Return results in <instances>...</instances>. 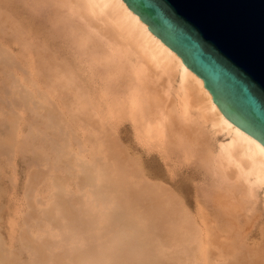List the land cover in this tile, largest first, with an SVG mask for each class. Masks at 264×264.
<instances>
[{
  "label": "bare ground",
  "instance_id": "obj_1",
  "mask_svg": "<svg viewBox=\"0 0 264 264\" xmlns=\"http://www.w3.org/2000/svg\"><path fill=\"white\" fill-rule=\"evenodd\" d=\"M27 1L0 0V45L6 48H0V59L4 57L0 61L6 59L4 64L8 66L13 62L11 68L17 61L15 65L21 72L12 70L8 76L12 79L10 85L20 95L19 99L14 96L13 99L27 109V103L36 101L37 106L32 103L35 110L44 108L46 115L49 110L48 116L43 117L54 116L50 124L55 122L54 131L58 128L55 135L57 131L60 133L61 142L55 135L50 138L61 145H57L58 151H65L67 160H71L69 163L66 158L61 159L64 164L69 163L61 169L50 162L48 173L42 169L37 174L38 166L36 173L32 169L34 174H26L21 195L18 157L24 159L32 146L30 134L38 127L31 125L33 121L28 125V129L32 126L29 133H25L23 122L28 116L21 111L24 107L14 104L12 99L18 107L6 102L13 110L6 116L0 115L1 122L9 123V128L0 123L6 130L0 127V183L4 169L9 170L5 177L8 185L0 184V264H260L258 240L255 242L241 228L243 216H238L241 223L236 222L238 218L233 215L238 214L237 210L232 211L234 203L227 196L238 193L255 203L259 195L264 197V145L222 113L204 81L124 0H65L61 6L69 11L53 15L49 22L56 18L61 21L52 33L46 26L43 31L26 27ZM31 29L35 32L33 36ZM2 49L7 51L9 62ZM22 97L26 103L20 100ZM32 109L30 116H34ZM55 109L60 110L57 113ZM50 124L46 128H53ZM192 127L199 138L205 139L203 144L193 134L190 136L194 139L187 136V132H195ZM126 131H130V140ZM131 147L146 157L155 154L171 172L197 158L199 167L207 172L204 195L217 193L214 197L217 203L212 201L214 206L221 204L223 195L228 201L223 205L227 204L229 210L230 204L231 211L225 213L223 208L217 223L211 225L207 216L213 213L209 215L210 211L206 213L202 207L209 206L208 202L193 213L183 200L177 202L179 198L171 190L163 186L162 189L161 184L150 183L151 187L155 185L154 191L148 189L151 193L147 190L151 197L144 196V188L149 185L143 181H139L143 185L141 191L133 190L128 174L134 172L137 178L143 177L137 171L143 167L130 155ZM52 149L51 146L50 151L57 152L55 147ZM57 155L55 162L62 154ZM35 163L34 168L41 165ZM163 193L166 195L162 196ZM218 197L222 198L220 202ZM144 198H148L146 206L155 203L154 212L148 211L154 204L146 207L145 203H139ZM235 200L238 206V198ZM245 200L241 201L250 207ZM138 204L143 207L139 209ZM6 205L11 212L5 231L1 212ZM176 205L182 208L180 212ZM220 208L218 211L222 212ZM172 210L179 215L172 214ZM170 211L174 221L179 219L177 225L172 223ZM215 217H211L214 222ZM123 237L125 242L115 251L114 244Z\"/></svg>",
  "mask_w": 264,
  "mask_h": 264
},
{
  "label": "water",
  "instance_id": "obj_2",
  "mask_svg": "<svg viewBox=\"0 0 264 264\" xmlns=\"http://www.w3.org/2000/svg\"><path fill=\"white\" fill-rule=\"evenodd\" d=\"M264 145V0H124Z\"/></svg>",
  "mask_w": 264,
  "mask_h": 264
},
{
  "label": "rangeland",
  "instance_id": "obj_3",
  "mask_svg": "<svg viewBox=\"0 0 264 264\" xmlns=\"http://www.w3.org/2000/svg\"><path fill=\"white\" fill-rule=\"evenodd\" d=\"M63 3H65V0H29V1H27V5H25V9H24V12H25V10L27 11V12H25L26 13V16H27V19L25 20V24H26V27L27 28H31L30 26H33L32 28L34 29V31H35V29L36 30H42L43 31V26H46V29H47V31H49V27H50V31H49V33H52L53 31H54V29H55V27H57V25H59V22L61 21V18H56L55 20H53V22H49L51 19H52V17H53V15L54 14H56V12L57 11H59L61 14H67L68 13V11H69V9H68V7H66V6H61ZM62 16V15H61ZM36 21V22H35ZM30 23H32L31 25H29ZM27 25H29V26H27ZM33 29H31L30 30V33H31V36H33V34H35V32H33ZM32 31V32H31ZM9 43V45H12L11 44V42H8ZM0 46H2V47H0V48H4V49H6L2 44L0 45ZM9 47H11V46H9ZM15 48H16V50L18 49L17 48V46H15ZM4 49H2L3 51H5V53L7 54V51L6 50H4ZM1 50V49H0ZM3 54L2 53V55L3 56H5L6 54ZM10 55V54H9ZM8 56V54L6 55V58H8L7 57ZM0 57H1V55H0ZM3 59H4V57H2ZM1 58V59H2ZM0 59V60H1ZM11 60V59H10ZM13 60H15V59H13ZM2 61V60H1ZM0 61V62H1ZM5 61H6V59H5ZM1 62L0 64H2V65H0L1 67H2V69H1V67H0V115L2 114V115H5L6 116V113H8V114H11V112H12V110H13V108L12 107H14V106H16V105H18L19 107H24V108H21V111H23L24 113H25V116L27 117L28 116V118H25V121L23 122V125H24V123L26 122V124H27V126H26V124L23 126V128H24V131H25V133H27L28 131H30V128L32 127H30L29 129H28V125L29 124H31L33 121H35V122H33L31 125H33V126H35L36 128L38 127V129L37 130H35V132L33 131L32 132V134H33V136H32V134H30V138H31V140L29 141L30 143H32V146L30 145L28 148H29V151H27V154H26V156L24 157V159H25V161H24V159H22V157L23 156H19L18 157V166H19V173H20V177H21V182H20V184H19V186H18V190H19V192H21V190H23L20 194L21 195H24V190H25V182H24V186H23V181L25 180V176H26V174H30V172L31 173H33V172H35V169L36 170H38V167H39V170H38V172H37V174L39 173V171H43L44 170V172H47L48 170V168L50 169V162H54L55 163V167L57 166V167H59L60 169L62 168V167H65V165L67 166L70 162V160L68 161L67 159H69V158H66V157H68L65 153H63V152H65V151H63L62 153H61V148H60V152L58 151L59 150V147H61V145H59V144H55L57 141H59L60 140V133L58 134V131H57V136L55 135L56 134V130H58V128L54 131V124H55V122L54 121H52L54 124L52 125V124H50V120L52 119V120H54L53 118H54V116L53 117H50L51 119H48V117L46 118V119H44V117H43V114H45V113H43L44 112V108H43V110L41 109V107L40 108H38L37 107V110H35V105H33V104H35L36 103V101L33 103V101H30L29 103H33L32 104V106H31V104L29 105V103H27L28 105H26L27 107H28V109L27 108H25V106H23L21 103H20V101H19V103H18V101H16L17 99H19V92H17V90L14 88V87H12L10 84H11V82L10 81H12V79H9L8 78V76H9V74L10 73H13L14 71H12V70H17V72H19V70L20 69H18L17 68V66L15 65L16 64V62L17 61H14L15 62V64H14V66H12V68H11V65L13 64V62H12V64H11V62H10V66H8V64H4V63H6V62ZM8 62H9V58H8ZM3 65H5V66H3ZM19 67V66H18ZM11 68V69H10ZM20 68V67H19ZM4 69H6V71H4ZM3 71H4V73H3ZM5 72H6V74H5ZM20 72H21V70H20ZM23 73V72H22ZM12 76V75H11ZM3 79H4V81H3ZM10 80V81H9ZM2 81V82H1ZM8 82H10V83H8ZM5 84V86H7V87H5L4 86V84ZM7 84V85H6ZM1 86H3V87H1ZM11 86V87H10ZM4 88V89H3ZM11 91L10 93H9V90ZM8 90V91H4V90ZM16 90V94L17 95H15L14 93V91ZM4 92H5V94H4ZM8 95V96H7ZM21 95H23V94H21ZM13 96L14 97H16V98H14L13 99ZM24 96V95H23ZM6 97H8V98H6ZM11 99L14 101H12L14 104H16V105H14L12 102H11ZM16 99V100H15ZM20 100H23V102L24 103H26L25 101H26V98L24 97H22V99L20 98ZM10 101V102H9ZM27 101H28V99H27ZM6 102H8V103H12L11 104V106H10V104H9V107H7L8 106V103H6ZM18 103V104H17ZM2 104H6L5 106L4 105H2ZM50 103H46V107H47V105L48 106H50L49 105ZM14 105V106H13ZM21 105V106H20ZM18 106H16V107H18ZM36 106H37V103H36ZM4 107V108H3ZM31 107V108H30ZM42 107H44V106H42ZM52 106H50L49 108H51ZM7 108V109H6ZM8 108H10V109H8ZM35 110H33V109ZM48 108V109H49ZM71 107H65V109L67 110V109H70ZM2 109H4V111L2 110ZM25 109H27V110H25ZM29 109H32V111H33V115L34 116H30V115H32V113L30 114V110ZM38 109H40V110H38ZM52 109V108H51ZM54 109V108H53ZM56 109H58L57 107H56ZM55 109V110H56ZM8 110H10V111H8ZM19 110V109H18ZM25 110V111H24ZM42 110V111H41ZM60 110V109H59ZM58 110V111H59ZM71 110V109H70ZM70 110H68L67 111V113L68 114H70L71 112H70ZM29 111V112H28ZM31 111V112H32ZM37 111V112H36ZM38 111H39V113H38ZM41 111V112H40ZM47 110H46V108H45V112H46ZM51 111V110H50ZM57 111V110H56ZM58 111H57V113H58ZM2 112H5V113H2ZM36 113V114H35ZM27 114V115H26ZM28 114H30V115H28ZM41 115L40 116V118L38 119V115ZM48 114H49V110H48V113H47V115L46 116H48ZM38 117H37V116ZM71 115V114H70ZM30 116V117H29ZM35 117H36V119H35ZM28 119V120H27ZM32 120V121H31ZM49 121V122H47V121ZM36 121H39L38 123L36 122ZM41 121H43L44 123H42ZM46 121V122H45ZM3 122V121H2ZM1 121H0V123L3 125V127L4 128H7V126L9 125V123H7L6 125H5V123L3 122L2 123ZM8 122H9V120H8ZM79 122H80V120H79ZM36 123V124H35ZM41 123V124H40ZM46 123V124H45ZM50 124L51 126H53V131L51 132V128L49 129V128H46V126L48 127L49 125H47V124ZM1 124H0V127L1 128H3L2 126H1ZM11 124V123H10ZM38 124H40V125H38ZM46 125V126H45ZM42 126V127H41ZM177 126H179V125H177L176 124V127ZM1 128H0V130H1ZM3 128V131H6L5 129ZM8 128H9V126H8ZM178 128H180V127H178ZM177 128V129H178ZM192 128L195 130V132L194 131H189V130H192ZM191 129H189L188 131L190 132H187L188 134H187V136L189 135V137H191V139H194L195 138V136H196V140H197V138H199L200 136H197V131H196V129H195V127H192ZM47 129V130H46ZM48 129H49V131L51 132H49L48 131ZM36 131H38V132H36ZM2 132V131H1ZM29 133V132H28ZM44 133V134H43ZM54 133V134H53ZM196 133V134H195ZM51 134L54 136L55 135V139H57V141L54 139L53 140V138H50V136H51ZM191 134H193L192 136L194 137H192V136H190ZM126 136H127V139L128 140H130V136H131V134H130V131H126V134H125ZM2 136V139H3V135H1ZM53 136H51V137H53ZM58 136H59V139H58ZM33 137V138H32ZM34 137H35V139H34ZM42 138V139H41ZM0 139H1V137H0ZM39 139V140H38ZM51 139H52V141H51ZM118 139V138H117ZM116 140V139H115ZM199 142H202L201 144H203L205 141V139L204 138H199ZM49 141H50V144L51 145H49ZM56 141V142H55ZM28 142V143H29ZM54 142V143H53ZM60 142H61V140H60ZM59 142V143H60ZM118 142V141H117ZM53 143V144H52ZM58 143V142H57ZM120 143H118V145H119ZM43 145V146H42ZM39 146V147H38ZM51 146H52V150H54V147H55V150L57 151V152H55V151H50V149H51ZM57 146V147H56ZM121 146V144L119 145V147ZM4 147V146H3ZM34 147H35V149H34ZM36 147H38V148H36ZM50 147V148H49ZM40 148H42L41 150H38V149H40ZM44 148H45V150H44ZM46 149H48V150H46ZM40 152H38V151ZM44 150V151H43ZM2 151H3V149H2ZM35 151V152H34ZM47 151H49L48 153H47ZM129 151H130V155L132 156V157H134L135 158V160H137L139 163H140V165L143 167L142 169H137V171H141V174L138 172V174H140V175H143V177L142 176H139L138 174V178H137V176H135L134 175V172H133V175L130 173V174H128L129 176V178H128V183H130L131 182V184H132V187L131 188H133V190L134 189H140V188H143V187H141V186H143L142 184H141V186H140V183H143L144 182V184L148 187V185H149V187H151L152 186V184H150V183H152L153 182V184H155V183H157V185L158 184H161V185H159L160 187H164V188H166L167 190H171V191H169V192H173L174 194V196L175 195H177V197L179 198V201H177L178 203H180V200L182 201L183 200V204L189 209V210H191V212H196V210H197V208L199 207V206H202L204 203H207V204H209V206H202L203 208H204V210L206 211V213L207 212H209L208 214L210 215L211 213H213V214H211L210 216H207V218H209L208 220L210 221H212L213 219L212 218H214L218 213V215H219V217L217 218V216L215 217V222L214 221H210V224L212 225L213 223H217V221H218V219L220 218V213H224V209H225V213H227L228 211L230 212L231 211V209H232V206L229 204V203H234L233 204V208L234 209H232V211L234 210V211H236V213H238V214H235V212H234V217L236 218H238V216H240L241 218H242V216H243V218H242V223H241V220L238 218V220H240V221H238L237 219V221L236 222H238V224H239V222L241 223L240 224V226H241V228L243 227L244 228V230L246 229L247 230V234L249 235V237L250 238H253L254 240H255V242L257 241V242H259V243H257L256 242V247L259 249L258 251H259V253H258V256H257V258H258V260L260 261V264H264V237H263V233L262 232H264V228H262V226L264 225V203H262L263 201H264V197H262L261 195H259V198H257L256 200V203L254 202V200H252L251 201V199H250V201H249V203H250V207L252 208V209H250V207H248V206H246V207H248L249 209V211L247 210V209H244V207H245V205L247 204L246 202H243V201H241V200H245V198H243V196L241 195V194H239L238 195V193L236 194V195H238V200H237V204H239L238 206L239 207H241V208H239L238 209V206L235 204L236 203V200L235 199H237V198H235L236 196H235V194L233 193V194H228V198H229V201H230V198H231V202H229L228 204H229V206L231 207V208H229V210L228 209H226V208H228V206L227 207H225L226 205H223V202H226L227 201V199L225 200V198L226 197H224L223 195H221L222 197H223V199L224 200H222L221 201V199L222 198H220V197H218V198H220V200L218 201V202H220L221 201V204H216V206H214L215 204H214V202L215 203H217V200L215 201V199H214V197H215V195L217 194V193H213V192H210V193H207L206 195H204V190H203V188L204 187H206V182H207V177H205L206 175H207V172H205V170L202 168V167H199V166H201V164H200V162L198 161V159L197 158H194L192 161H190L189 163H187V165L185 164L184 165V167H182L181 169H179V170H176V171H174V172H171L170 171V169H168L164 164H163V162L158 158V156H156L155 154H153V155H151L150 157H146V156H144L143 154H139L138 152H137V150L134 148V147H131L130 149H129ZM36 155H35V154ZM43 153V154H42ZM46 154V156L45 157H43V155H45ZM62 154V155H64L63 157H62V155H60L61 156V158L59 159V160H57L56 162H55V159L57 158L56 156H58L57 154ZM39 154H42L41 156L39 155ZM49 155V156H48ZM38 156V157H37ZM35 157H37V158H39V159H37L36 161H35ZM47 157H49V158H47ZM50 157L52 158L50 161H49V159H50ZM59 158V157H58ZM66 158V159H65ZM22 159V160H21ZM54 159V160H53ZM61 159H65V161L67 160L68 162H65V164H64V162H61V161H63V160H61ZM195 159H196V161H195ZM33 160H34V162H33ZM40 161V162H39ZM72 161H73V159H72ZM24 162H25V164H24ZM35 162H37V164H41V165H36V167L37 168H34L33 167V165L34 164H36ZM68 163V164H67ZM73 163V162H72ZM60 164H61V167H60ZM44 165V166H43ZM197 165V166H196ZM56 167V168H57ZM30 168V169H29ZM40 168H41V170H40ZM47 168V169H46ZM58 168V169H59ZM32 169H33V172H32ZM43 169V170H42ZM45 169H46V171H45ZM203 169V170H202ZM7 170V171H6ZM26 170V171H25ZM28 170V171H27ZM136 171V172H137ZM27 172V173H26ZM35 172V173H36ZM55 172H58V171H55ZM5 173H6V175H5ZM8 173H9V170L8 169H4V175H2V177H1V179H2V182L0 183V184H2V183H4V184H6V185H8L7 183L9 182L8 180H6L7 178H5L7 175H8ZM48 173V172H47ZM46 173V174H47ZM24 174V175H23ZM34 174V173H33ZM46 174L44 175V174H42V175H44V176H46ZM39 175H41V174H39ZM125 175V174H124ZM4 176V177H3ZM134 178H133V177ZM125 177H126V175H125ZM203 177H205V179L203 178ZM4 178V179H3ZM127 178V177H126ZM131 178V179H130ZM142 179H145V180H142ZM149 179V180H148ZM129 180H130V182H129ZM133 180L135 181V180H137V182H133ZM139 181H140V183H139ZM143 181V182H142ZM148 181V182H147ZM206 184H205V183ZM234 182V181H233ZM137 183H139V185H135V184H137ZM134 184V185H133ZM148 184V185H147ZM156 185V186H157ZM204 185V186H203ZM138 186H139V188H138ZM154 186L155 185H153V187H151V189L148 187V188H144L143 190H144V192H146V193H144L143 192V194H144V196L145 195H148L147 193H149L150 191H152V188H153V191H154ZM203 186V187H202ZM158 187V186H157ZM157 187H155V189L157 188ZM163 187H162V189H163ZM150 191H149V190ZM164 190V192L167 194L168 192H167V190ZM149 192H148V191ZM139 191H141V189L139 190ZM131 192L132 193H134L133 194V196H135V198H136V196L137 195H135V193H137V192H135V191H132L131 190ZM139 193H141V192H139ZM151 193V192H150ZM138 194V193H137ZM142 194V193H141ZM153 194V193H152ZM166 194H162V196H165ZM222 194V193H221ZM224 194V193H223ZM140 195V194H139ZM151 195V194H150ZM168 195V194H167ZM170 195V194H169ZM225 195V194H224ZM231 195H233V196H231ZM143 196V197H144ZM149 196V195H148ZM148 196H146V197H148ZM213 196V197H212ZM217 196V195H216ZM219 196H220V193H219ZM226 196V195H225ZM230 196V197H229ZM240 196V197H239ZM242 196V197H241ZM260 196L263 198H260ZM141 197V196H140ZM149 197H151V196H149ZM148 197V198H149ZM177 197H175V200H176V198ZM137 198H139L138 196H137ZM148 198H146L147 200H145V198H144V200H141L142 202H139V203H145L146 201H148ZM198 198H200V200L198 199ZM202 198H204L203 200H202ZM210 198V199H209ZM217 198V197H216ZM234 198V199H233ZM141 199H142V197H141ZM153 199V198H152ZM162 199V198H161ZM166 199V198H165ZM164 199V200H165ZM198 199V200H197ZM239 199H241V200H239ZM135 200H138V199H135ZM149 200H151L150 198H149ZM174 200V201H175ZM178 200V199H177ZM214 200V202L212 203V201ZM247 200H245V201H247ZM263 200V201H262ZM163 201V200H162ZM241 201L242 202V204H241V202L239 203V202ZM247 201V202H248ZM138 202V201H137ZM149 202H153V201H149ZM155 202V201H154ZM166 202V201H165ZM203 202V203H202ZM228 202V201H227ZM261 202V203H260ZM260 203V204H259ZM148 204V203H147ZM155 205V203H151V204H148L147 206L148 207H150V205ZM181 204H182V202H181ZM182 204V206L183 207H185L184 205ZM199 204V205H198ZM252 204H253V206H254V204L256 205V208L255 209H257L256 211H255V209H254V207L252 206ZM262 204V205H261ZM140 204H138V207H140L139 209H141V206L143 207V205H140ZM164 205V204H163ZM222 205V206H221ZM248 205V204H247ZM257 205H258V207H257ZM144 206H146V203L144 204ZM146 206V207H147ZM177 206V205H176ZM179 206V205H178ZM177 206V207H178ZM222 208H220V207ZM244 206V207H243ZM263 206V207H262ZM152 207V206H151ZM154 207H156V205L155 206H153L152 208H147L145 211H147L148 209V211L150 212V211H152V212H154ZM165 207V206H164ZM180 207V206H179ZM245 207V208H246ZM187 208H184V209H187ZM206 208H208L207 210H206ZM212 210H211V209ZM215 208H217L216 210H217V212H215L216 210H215ZM218 208H220V211H222V212H219L218 210ZM224 208V209H223ZM263 208V209H262ZM143 210L145 209V207L144 208H142ZM156 209V208H155ZM181 207H180V210H177V208H176V210L178 211V212H180L181 211ZM194 209H195V211H194ZM210 209V210H209ZM241 209H243V210H245V212L243 211H241ZM226 210H228V211H226ZM240 210V211H239ZM247 210V211H246ZM251 210H253V211H255V213L253 212H251ZM147 211V212H148ZM173 211V212H172ZM172 211H170V214H169V216L170 217H172L173 215L172 214H175V215H177L178 213H175L174 212V210H172ZM213 211V212H212ZM10 212H11V208H10V206L9 205H6L5 206V208L2 210V212H1V215H2V219H1V223H2V226L4 227V229H5V231H6V219H7V217L10 215ZM155 212H157V211H155ZM171 212H172V214H171ZM228 212V213H229ZM248 212H250L249 214H248ZM214 213H216V214H214ZM243 213V214H242ZM251 213L253 214V215H251ZM259 213V214H258ZM208 214H206V215H208ZM241 214V215H240ZM261 214V215H260ZM172 215V216H171ZM179 215V214H178ZM237 215V216H236ZM258 215V216H257ZM232 216V217H233ZM258 218H257V217ZM212 217V218H211ZM176 218H179V217H175V219ZM252 218V219H251ZM172 219H173V221H172ZM172 219L170 220V221H172V223L174 224L175 222V224L177 225V223L179 222V219H177L178 221H174V218L172 217ZM216 219H217V221H216ZM251 219V220H250ZM254 219V220H253ZM247 222H246V221ZM252 220H253V223H252ZM257 221V222H256ZM245 222V223H244ZM172 223H171V226H172ZM244 223V224H243ZM243 224V225H242ZM215 225V224H214ZM244 225H245V227H244ZM252 225V226H251ZM174 227V226H173ZM264 227V226H263ZM248 228L249 229H251V230H248ZM254 229V230H253ZM259 230H260V233H259ZM253 231V232H252ZM262 231V232H261ZM262 233V234H261ZM261 237H260V236ZM260 237V238H259ZM125 240H126V237H123V238H121V240H120V242L118 243V246H116L117 245V243L116 244H114V248H112L111 247V251H113V249L115 250V251H117L118 249H119V247L122 245V243H124L125 242ZM263 242V243H262ZM120 245V246H119ZM19 246L16 244V248H18ZM262 260H261V259ZM104 263H105V261H104ZM113 264H115V263H113ZM116 264H118V262H116ZM119 264H122V262L120 263L119 262ZM124 264V263H123Z\"/></svg>",
  "mask_w": 264,
  "mask_h": 264
}]
</instances>
